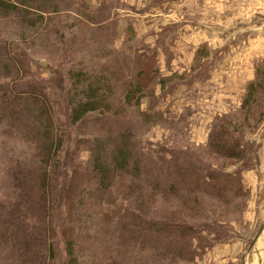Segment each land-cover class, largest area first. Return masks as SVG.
<instances>
[{
    "label": "rangeland",
    "instance_id": "1",
    "mask_svg": "<svg viewBox=\"0 0 264 264\" xmlns=\"http://www.w3.org/2000/svg\"><path fill=\"white\" fill-rule=\"evenodd\" d=\"M57 6L58 10L50 6L48 10L55 11L43 13V22L38 19L41 11L28 9V16L37 22L32 29L19 22L21 17L2 18L0 35L13 39L18 43V50L29 54L31 72L35 74L27 75L25 81L41 78L46 85L53 86H49V93L54 116L69 136L65 147L78 149L77 158L82 166L87 164L89 154L84 143L76 144L83 131L70 126L66 120L65 91L70 85L62 71L68 62L57 50L59 46L71 58H76L73 67L81 59H92L89 63L93 65L110 59L120 65L124 76L118 80V90L113 91L117 102L122 100L125 85L134 75L132 84L145 74L151 77L141 93L140 105L127 106L123 115L133 122L134 151L147 155L155 165L166 167L169 152L174 150L226 171L238 168L239 163L220 157L208 148L209 132L217 119L215 123L222 120L237 126L240 132L236 131L234 136L241 137L245 158H251L252 166L241 172L245 196L239 195L231 205L209 197L202 200L199 219L218 217L224 221L230 229L225 243L201 250L191 248L192 251L179 255V248L183 250L181 242L168 245L169 241L161 236L153 242L157 243L154 251L167 253L149 252V260L144 257L138 258L139 261L143 264H243V261L257 264L260 253L254 255L256 247L249 249V246L264 218V95L256 93L260 97L251 103L249 110L241 105L247 85L254 80L256 65L264 60V28L261 27L264 0H58ZM46 26L58 32L40 34ZM253 29L259 32H250ZM62 31L65 39L73 38L72 42L58 40ZM146 56L149 61L152 58L155 70L152 73L149 62L139 67ZM245 59L249 60L248 69L243 65ZM55 69L59 72L52 73ZM250 74L251 78L246 79ZM8 80L0 77V82ZM248 149H253V153ZM32 150L33 145L21 135L20 128L0 121V203H9L16 197L13 167L29 160ZM157 151L162 162L152 157ZM66 153L67 150L62 154L59 173L52 183L51 200L57 213L53 217L57 230L53 264H67L59 234L65 204L57 207L70 175ZM151 161L145 165L146 171L156 169ZM175 203L160 198L161 217L171 219L172 211L180 212ZM174 218L178 216L174 214ZM262 240L263 246L259 244L262 251L258 249L260 264H264V236ZM196 243L194 240L193 245ZM111 259L114 261L115 256Z\"/></svg>",
    "mask_w": 264,
    "mask_h": 264
},
{
    "label": "trees",
    "instance_id": "2",
    "mask_svg": "<svg viewBox=\"0 0 264 264\" xmlns=\"http://www.w3.org/2000/svg\"><path fill=\"white\" fill-rule=\"evenodd\" d=\"M57 2L0 0V20L21 17L19 22L32 29L37 22L28 16V9L41 11L38 19L43 22V13L58 10ZM50 6L55 10H48ZM57 32L47 26L39 31L45 36ZM64 36L62 31L58 40L72 42L73 38ZM17 45L0 35V77L9 78L0 82V121L20 128L33 150L22 166L13 167L16 197L9 203H0V264H53L57 233L53 217L57 213L51 200L52 183L65 150L70 175L57 207L65 204L59 234L67 264H143L138 258L149 260V252H155L157 245L153 242L161 236L169 241L168 245L181 242L183 250L179 248V255L191 248L201 250L227 241L230 229L224 221L218 217L199 218L204 197L231 205L239 195L245 196L241 172L252 163L250 157L245 158L241 137L234 136L237 126L222 120L215 123L217 119L208 139L213 153L240 164L232 171L174 150L168 151L166 167L155 165L147 155L134 151L133 122L123 115L127 106L140 105L141 93L151 77L145 74L132 84L134 75L127 85L122 82L126 89L117 102L113 91L118 90V80L124 76L120 65L110 59L98 65L90 64L92 59H81L73 67L76 58L59 46L57 50L68 62L62 71L70 85L65 91L66 120L83 131L76 144L84 143L89 154L87 164L82 166L78 149L65 147L69 136L54 116L49 93L52 85H46L41 78L25 81L35 72H31L29 54L18 50ZM148 62L152 73V58L149 61L144 57L139 67ZM256 93L264 95V60L255 67L254 80L246 87L241 108L249 110L260 97ZM251 150L253 153V149L246 151ZM152 157L163 161L159 151ZM148 161L155 166L154 171L145 170ZM160 198L175 201L181 211H172L171 219L161 217ZM163 252L166 251L155 253Z\"/></svg>",
    "mask_w": 264,
    "mask_h": 264
},
{
    "label": "water",
    "instance_id": "3",
    "mask_svg": "<svg viewBox=\"0 0 264 264\" xmlns=\"http://www.w3.org/2000/svg\"><path fill=\"white\" fill-rule=\"evenodd\" d=\"M263 233H264V218L262 219V222L260 223V225L258 227V230L255 233V235H254V237H253V239H252V241L250 243L249 249H251L253 246L255 247V244L259 241V239L261 238ZM260 251H262V250H260ZM258 258H259V260H261V255L260 254L258 255ZM243 264H245V261H243Z\"/></svg>",
    "mask_w": 264,
    "mask_h": 264
},
{
    "label": "bare ground",
    "instance_id": "4",
    "mask_svg": "<svg viewBox=\"0 0 264 264\" xmlns=\"http://www.w3.org/2000/svg\"><path fill=\"white\" fill-rule=\"evenodd\" d=\"M262 236H264V233H263V235ZM262 236H261V238H262ZM261 238L259 239V241L255 244V252H254V255H257V254H261V252L260 251H258V249L259 250H262V247H259V244L260 245H262L263 246V240L261 241ZM257 260V264H260V261L261 260H258V259H256ZM262 262V261H261ZM253 264H256V263H253Z\"/></svg>",
    "mask_w": 264,
    "mask_h": 264
},
{
    "label": "crops",
    "instance_id": "5",
    "mask_svg": "<svg viewBox=\"0 0 264 264\" xmlns=\"http://www.w3.org/2000/svg\"><path fill=\"white\" fill-rule=\"evenodd\" d=\"M185 2H183L181 5H183ZM254 30V29H253ZM250 32H254V33H258L259 31H257V30H254V31H250ZM257 36H259V35H257ZM248 55V54H247ZM245 64H243L245 67L248 65V63H249V60L248 59H245ZM247 68V67H246ZM248 69V68H247ZM248 78H251V74L246 78V79H248ZM257 216H259V213L257 214Z\"/></svg>",
    "mask_w": 264,
    "mask_h": 264
},
{
    "label": "built area",
    "instance_id": "6",
    "mask_svg": "<svg viewBox=\"0 0 264 264\" xmlns=\"http://www.w3.org/2000/svg\"><path fill=\"white\" fill-rule=\"evenodd\" d=\"M261 27L264 28V17H263V19L261 20Z\"/></svg>",
    "mask_w": 264,
    "mask_h": 264
}]
</instances>
